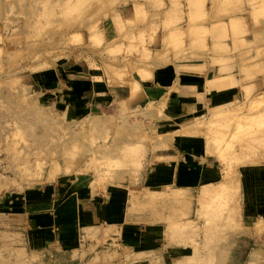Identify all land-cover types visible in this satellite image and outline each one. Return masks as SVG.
Returning <instances> with one entry per match:
<instances>
[{
    "label": "rangeland",
    "instance_id": "374dc122",
    "mask_svg": "<svg viewBox=\"0 0 264 264\" xmlns=\"http://www.w3.org/2000/svg\"><path fill=\"white\" fill-rule=\"evenodd\" d=\"M169 2L171 7L174 3L186 4V29L203 26L199 34L184 33L185 39L183 33L176 32L163 38V46L175 55L174 59L211 58V65L223 67L232 62L234 69L249 76L248 79L264 77V0ZM149 3L157 7L152 0H0V264L162 263L161 257L149 259V253L131 256L114 241L109 246L107 232L104 238L92 240L87 246L82 244L74 252L34 250L25 219L14 214L17 207L10 209L24 192L66 179H88L96 189L125 181L137 183L145 161L133 157L145 155L144 112L122 109L115 117L112 107L102 115L71 121L42 100L32 78L68 62L101 67L111 82L120 81L122 72L115 67L128 66L134 54H139L141 62L150 60L144 32L149 35V16L138 10V4L144 8ZM128 8H133L134 16L124 24L118 15L121 9ZM227 20H230L228 35L224 23ZM112 24L117 37L107 41L100 30ZM139 27H143L142 32L139 30L141 34L135 37ZM183 39L188 42L185 48ZM227 40L234 41L231 49L223 45ZM123 44L127 46L125 49ZM260 107H264V101L256 109ZM210 113L206 123H195L184 132L195 134L206 127L217 133L225 117L216 110ZM237 121L242 122L241 118ZM258 129L264 132V125L237 128L227 144L229 149H240L242 138ZM131 140L133 144L127 143ZM211 142L223 159V153L227 154L229 149L225 147L221 152L218 137ZM249 149L239 150L240 164L253 161L247 152L242 153ZM253 150L251 147L249 151ZM228 178L229 175L225 180ZM229 191L226 184L202 191L201 228L195 230L193 225L183 228L191 234V243L195 242V234L196 238L201 235V241L194 247L191 259L173 264H264V223L243 228L235 222L236 213L230 223L219 225L217 221L227 208ZM130 196L134 211L144 213L149 209L138 203L139 194L131 191ZM155 197L150 194L141 199L151 204ZM175 228L171 224L168 231ZM251 235L257 239L249 240Z\"/></svg>",
    "mask_w": 264,
    "mask_h": 264
},
{
    "label": "crops",
    "instance_id": "0c3cea01",
    "mask_svg": "<svg viewBox=\"0 0 264 264\" xmlns=\"http://www.w3.org/2000/svg\"><path fill=\"white\" fill-rule=\"evenodd\" d=\"M152 1L157 7L149 3L142 8L138 4L139 12L149 16V35L144 32L150 60L141 62L139 54H134L128 66L115 67L122 72L120 81L111 82L101 67L91 68L85 63L66 62L60 68L33 75L42 100L68 120L99 116L113 107L115 117L122 109L144 112L147 129L146 146L141 149L145 155L133 157L145 161L136 184L125 181L96 189L88 179H66L30 189L17 199L10 209L17 207L14 214L25 219L34 250L74 252L82 244L104 238L107 232L108 245L114 241L131 256L149 253V259L161 257V264L189 260L201 235L196 238L195 234L191 243V234L183 228H201L202 191L224 184L230 191L226 210L216 216L219 225L234 221L235 213V222L243 228L264 223V132L250 131L242 138L240 149L254 148L242 150L253 157L252 162L240 164V149L231 150L227 145L237 128L264 125V107L256 109L264 101V77L248 79L234 69L232 62L223 67L211 65V58L174 59L175 55L163 46V38L176 32L183 33L185 39L184 33L199 34L203 26L186 29V4L174 3L171 7L169 0ZM133 16V8H128L121 9L118 18L124 23ZM229 21L224 22L227 35ZM114 27L103 26L102 38L116 39ZM184 39L185 48L188 42ZM232 41L223 45L231 49ZM213 110L225 117L217 133L206 127L195 134L184 132L195 123H206ZM211 137L220 139L221 152L229 149L223 159L218 157ZM127 143L133 144L132 140ZM131 191L140 195L138 203L149 206L144 213L133 210ZM150 194L156 195L153 203L142 201ZM171 224L177 228L168 231ZM248 239L257 238L251 235Z\"/></svg>",
    "mask_w": 264,
    "mask_h": 264
}]
</instances>
